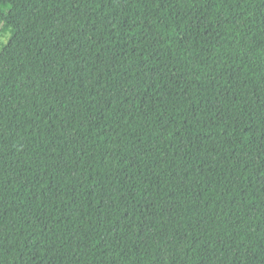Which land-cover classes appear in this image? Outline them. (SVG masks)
I'll return each instance as SVG.
<instances>
[{
    "label": "trees",
    "instance_id": "obj_1",
    "mask_svg": "<svg viewBox=\"0 0 264 264\" xmlns=\"http://www.w3.org/2000/svg\"><path fill=\"white\" fill-rule=\"evenodd\" d=\"M0 264H264V0H0Z\"/></svg>",
    "mask_w": 264,
    "mask_h": 264
},
{
    "label": "rangeland",
    "instance_id": "obj_2",
    "mask_svg": "<svg viewBox=\"0 0 264 264\" xmlns=\"http://www.w3.org/2000/svg\"><path fill=\"white\" fill-rule=\"evenodd\" d=\"M6 39H7V34L3 35V36H0V44H1V42H5Z\"/></svg>",
    "mask_w": 264,
    "mask_h": 264
}]
</instances>
